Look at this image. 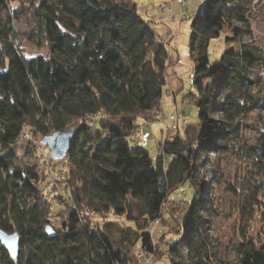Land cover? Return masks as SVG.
<instances>
[{"label":"trees","instance_id":"1","mask_svg":"<svg viewBox=\"0 0 264 264\" xmlns=\"http://www.w3.org/2000/svg\"><path fill=\"white\" fill-rule=\"evenodd\" d=\"M252 3L207 0L194 17L191 99L199 122L161 143L154 166L149 152L128 138L139 119L161 109L172 37H161L132 0H0V228L21 238L17 261L0 244V264H134L139 244L158 255L151 227L186 184L194 196L185 202V232L166 254L171 264H225L206 216L213 200L204 176L209 156L217 162L228 155L252 114L261 130L241 151L264 171V87L262 77L252 78L264 56L252 44L231 45L251 34ZM26 13L36 22L27 41L47 55L28 56L20 41L16 23ZM226 28L231 46L212 62L209 44ZM25 126L44 137L77 129L64 173L70 192L54 237L46 232L51 203L43 186L50 193L56 184H44L38 167H18L10 151ZM164 154L173 156L167 167ZM110 214L134 227L114 233L115 221L95 223ZM231 251L236 264H264V244L245 233Z\"/></svg>","mask_w":264,"mask_h":264},{"label":"rangeland","instance_id":"2","mask_svg":"<svg viewBox=\"0 0 264 264\" xmlns=\"http://www.w3.org/2000/svg\"><path fill=\"white\" fill-rule=\"evenodd\" d=\"M30 2L31 0H23ZM134 1V0H132ZM138 12L147 20L156 23L158 33L166 41L170 39V32L173 33L172 44L167 46L169 51V67L167 78V92L161 101V109L150 116V120L139 119V129L128 142L132 147H141L147 150L152 159L153 165H157L160 144L166 139L183 135L187 124H197L198 108L191 99V93L195 91L193 84V73L195 61L190 50L191 24L194 17L203 11L207 0H184L185 5L174 3L171 0H135ZM15 7H19L16 3ZM168 10L161 11L160 7ZM171 9V10H170ZM248 17L251 34L244 35L238 40V44H231L237 47L241 44H252L259 49L264 56V0H253ZM19 39L27 51L28 56L36 53L47 55L48 49L38 51L25 36V33L36 27V22L31 13H26L16 23ZM240 26V24H236ZM231 36V31L226 28L219 38L213 39L208 48V55L212 62L218 60L225 48L230 47L226 38ZM175 42V47H174ZM262 77L264 87V63L252 72V78ZM257 114H252L244 121V130L241 142H236L233 150L220 161L210 155L205 170V189L209 190L210 198L213 200L212 213L207 214L210 221L211 236L213 240L219 241L220 252L224 253L225 264H236L231 248L242 239V234L253 237L256 242L264 244V171L257 169L241 148L246 144H253L258 138ZM97 126V122L95 121ZM24 127L23 135L10 151L17 156V166L38 167L44 177V184H56V191L50 193L45 188V193L51 203L50 226L60 228V213L65 209L62 201L68 200L70 192L67 183V174L70 171L68 158L61 161H52L49 148L42 144L43 135ZM137 143V144H136ZM139 143V145H138ZM168 156V157H167ZM170 155L164 154L167 159ZM168 161V160H167ZM54 180V181H53ZM48 188V189H49ZM194 196L189 184H186L176 193L172 194L170 202L164 207L163 218L155 222L151 227V234L158 248V255L147 256L141 252L144 248L141 245L132 251L134 264H171L166 251L181 238L185 232L183 225L185 202H191ZM63 197V199H61ZM251 197H255L251 200ZM252 203V208L247 201ZM248 206V208H247ZM98 220V221H97ZM96 224L103 221H115L117 225L112 229L117 233L120 226H132L126 220L109 215L101 220L97 219ZM98 222V223H97ZM119 225V226H118ZM118 235V234H116ZM163 253V254H162ZM219 264H223L220 262Z\"/></svg>","mask_w":264,"mask_h":264},{"label":"water","instance_id":"3","mask_svg":"<svg viewBox=\"0 0 264 264\" xmlns=\"http://www.w3.org/2000/svg\"><path fill=\"white\" fill-rule=\"evenodd\" d=\"M77 134L76 128H70L65 131H58L53 135L43 139L42 144L49 148L52 161L64 160L72 147ZM46 232L51 237L56 236L55 230L48 226ZM0 244L9 253L10 257L17 261L20 252L21 238L16 232L8 233L0 228Z\"/></svg>","mask_w":264,"mask_h":264},{"label":"built area","instance_id":"4","mask_svg":"<svg viewBox=\"0 0 264 264\" xmlns=\"http://www.w3.org/2000/svg\"><path fill=\"white\" fill-rule=\"evenodd\" d=\"M172 2H174V3H178V4H181V5H185L186 4V2L184 1V0H171ZM133 3L134 4H136V6H137V2L134 0L133 1ZM160 10L161 11H164V10H168V9H166L165 7H160ZM171 10V9H170ZM173 33H171V37L173 38ZM176 45V44H175ZM174 45V46H175ZM168 157V156H167ZM167 157H165V159L166 160H164L165 161V166L167 167L168 165H169V163H170V161H171V159L173 158V156L172 155H170L169 157H170V159H167ZM168 160V161H167ZM157 222V221H156ZM144 251L143 252H141L140 254H141V257H144V255H143V253H145V255L147 256V251H146V249H143Z\"/></svg>","mask_w":264,"mask_h":264}]
</instances>
